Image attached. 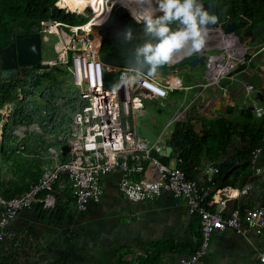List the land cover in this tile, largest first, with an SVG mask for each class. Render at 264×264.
<instances>
[{"label":"rangeland","instance_id":"1","mask_svg":"<svg viewBox=\"0 0 264 264\" xmlns=\"http://www.w3.org/2000/svg\"><path fill=\"white\" fill-rule=\"evenodd\" d=\"M211 1L215 2L213 9H209L210 0H199L200 3H209L205 10L217 17V23L210 27L209 44L200 53L165 66L153 81L165 84V80L177 78L182 81L181 89L169 91L165 96H154L140 106L143 95L154 94L143 85V81L152 80L124 85L121 76L125 68L104 64V83L106 87L117 89L120 107L128 110L124 120L135 132L143 125L154 134L162 135L165 142L177 122L191 124L199 135L206 130H214L215 139H211L210 151H205L210 164L204 163V148L199 147L195 159L196 169L208 166L212 173L221 164H230L231 168L226 175L232 177L226 180L227 183L230 182L234 188H242L246 180H250L248 189L252 194L258 186H264V136L258 138L255 147L246 153L250 150L249 136L259 137L257 131L264 130V100L261 98L264 93V23L257 16L264 9V0ZM58 2L44 5L48 15L45 21H51V25L43 27L42 21L40 28L33 30L39 31L43 37L41 63L33 66L17 65L7 77H2L0 67V85L9 81H22L26 74L44 76L31 96L37 111L39 108L36 122H9L7 127L10 133L0 150V165L3 168L1 177L12 185L15 192L25 189L38 179L45 167L62 159L59 152L57 159L51 158L50 149L59 151V138L65 137L70 129L69 117L81 105L80 89L71 82L72 52L66 54L67 63L64 58H59L57 45L65 44V40L58 28L53 33L48 31L57 22L67 26L82 23L89 10L79 14L60 8ZM54 7L62 9L60 21L51 18L55 15ZM123 13L129 15L125 7L117 6L109 21L88 35L90 40L99 36L98 55L107 52L118 59L127 58L118 37V33L126 27L131 28L137 37L134 43L144 38L143 26L137 25L134 20V23L124 22L119 18ZM261 27L263 29L256 33ZM229 29L236 38L234 45L227 33ZM211 57L220 60L208 67ZM250 85L252 89L249 90L247 87ZM258 109L261 115H258ZM4 110L5 107L0 110L1 118ZM9 110L10 116L14 112L12 105ZM63 186L65 194L59 199L58 207L47 212L46 216L51 213L60 218L66 212H74L72 188L67 180H64ZM0 264L10 263L0 258Z\"/></svg>","mask_w":264,"mask_h":264},{"label":"built area","instance_id":"2","mask_svg":"<svg viewBox=\"0 0 264 264\" xmlns=\"http://www.w3.org/2000/svg\"><path fill=\"white\" fill-rule=\"evenodd\" d=\"M60 24L57 22L54 27L59 29L62 37L67 34L69 39L63 37L65 44H60L56 51L65 63L68 62L67 52H72L71 82L80 89L81 100V105L69 117L71 123L68 133L59 138V151L50 149L51 158L57 159L58 152L63 154L61 147L68 145L69 150L64 153L67 159L56 160L52 166L44 168L37 181L18 195L5 196L0 183V241L10 236L8 225L24 209L34 205L45 210L54 209L59 200L58 191L64 187V180L72 188L74 208L84 210L90 203L101 200L102 177L115 171L120 173L119 191L130 201L152 199L162 191H169L175 197L187 198L189 214L199 222L202 243L198 249L180 254L170 264L195 263L204 254L206 241L214 231L263 233L264 203L253 208L237 207L228 214L212 210L214 199L210 200L209 187L188 176L180 166L183 161L178 153L175 166L150 158L154 145L149 144L125 122L128 110L120 107L117 89L105 86L103 73L95 62L98 51L89 39V34L86 30L70 31L67 25ZM42 25L50 26L51 21H44ZM100 64L103 66L104 63L100 61ZM176 79L165 80V84L143 81V85L145 82L151 85L155 83L167 94L182 88L181 85L176 86ZM247 88L250 90L252 86ZM153 93L143 95V103L139 105L145 104V99L161 96ZM261 98L264 100V93ZM261 114L259 110L258 115ZM145 159L151 160L152 169L143 167L141 162ZM190 166L196 168L194 163ZM218 171V168L214 169L215 173ZM210 181L211 178H208ZM257 260L258 264H264V252L259 253Z\"/></svg>","mask_w":264,"mask_h":264},{"label":"crops","instance_id":"3","mask_svg":"<svg viewBox=\"0 0 264 264\" xmlns=\"http://www.w3.org/2000/svg\"><path fill=\"white\" fill-rule=\"evenodd\" d=\"M5 113L6 110L2 111V116ZM3 126L1 121L0 141ZM155 136L157 142L150 158L175 166L178 152L168 145V140L163 142L162 135ZM204 154L206 157L207 153ZM205 157L204 163L209 165L210 158ZM143 162L144 168L152 169L150 159ZM193 163L196 165V161ZM190 165L187 171L192 178L209 187L210 200L214 199L212 210L228 214L237 207L253 208L264 203V186H258L250 194V180H246L244 187L234 188L230 182L223 183L225 177L229 180L232 175L215 179L217 173H210L208 166L196 169ZM2 175L0 165L4 191L12 185ZM119 180L118 171L105 174L99 202L90 203L84 210L74 208V212H66L60 218L51 213L46 216L58 207L59 200L51 210L39 205L24 209L8 225L10 236L0 241V258L10 264H136L138 257H145L154 244L172 242L185 246L186 250L195 246L199 222L189 214L186 197L162 191L152 199L130 201L120 193ZM62 188L58 191L59 199L65 194ZM261 252H264V232L214 231L206 241L204 254L193 264H258ZM180 254L166 252L161 256V263H173Z\"/></svg>","mask_w":264,"mask_h":264},{"label":"trees","instance_id":"4","mask_svg":"<svg viewBox=\"0 0 264 264\" xmlns=\"http://www.w3.org/2000/svg\"><path fill=\"white\" fill-rule=\"evenodd\" d=\"M61 1L63 0H0V49L2 50L10 43V37L12 35L18 33L29 35L33 32L34 28L39 29L41 22L48 18L44 5H50L54 2H58L59 4ZM214 5L215 2L210 0L209 9H213ZM54 10H56L55 15L51 18L54 21H60V11L62 9L57 10L56 7H54ZM257 16L264 23V9L259 12ZM119 18L123 19L124 22L134 23L133 19L127 13L119 15ZM43 79L44 76H30L26 74L22 81H9L5 85H0V110L7 104H10V107L12 105L14 108V112L10 116L8 112L1 118L0 113V120L4 122V126L1 129L2 139L0 141V150L3 149L7 142V135L10 133L7 127L9 122L19 123L24 121L25 124L36 122L39 108L37 111V107L34 105L33 101H31V96L34 88L39 86ZM62 95L65 96L64 94ZM210 130L212 133L206 130L202 135H199L191 124L186 122H177L173 127V131L168 140V145L178 152L183 161L180 166L186 170L188 176L191 178L192 176L190 172L187 171V166L195 162V159L199 154V147H203L204 152L210 151L211 139H215L214 130ZM257 134H259V137L258 135L249 136L250 150L246 152L247 154L255 147L258 138L264 136V130L259 129ZM61 155V160L65 161L67 155ZM218 168L219 171L215 175V179L227 174L231 166L230 164L223 163ZM225 178L223 179L224 185L227 184ZM35 181H37V179L33 182ZM28 186L19 192H15L11 186L12 188L10 187V189H4V194L7 197L18 195L26 190ZM201 243L202 235L198 232L195 246L188 250L185 249V246L173 244L172 242L154 244L151 247V252L147 253L145 257H138L136 264H160L161 256L164 253L174 251L181 252L182 254L190 253L198 249Z\"/></svg>","mask_w":264,"mask_h":264},{"label":"clouds","instance_id":"5","mask_svg":"<svg viewBox=\"0 0 264 264\" xmlns=\"http://www.w3.org/2000/svg\"><path fill=\"white\" fill-rule=\"evenodd\" d=\"M137 25L143 26L144 38L137 39L131 28L118 33L119 43L125 49L126 67L121 76L124 85L141 80L155 81L167 65L200 53L206 45L209 25L217 17L209 14L199 0H121ZM176 86L182 81L176 79ZM157 95L166 93L153 83Z\"/></svg>","mask_w":264,"mask_h":264},{"label":"water","instance_id":"6","mask_svg":"<svg viewBox=\"0 0 264 264\" xmlns=\"http://www.w3.org/2000/svg\"><path fill=\"white\" fill-rule=\"evenodd\" d=\"M204 9H207V3H201ZM263 27L259 29V33ZM43 37L39 31L31 32L28 36L24 34H15L10 37V43L1 50V75L7 77L8 73L17 65L33 66L41 63V47ZM100 61L106 65L125 68L127 58L118 59L111 54L104 52L99 54ZM149 99H145V103ZM140 135L146 139L149 144L154 145L157 142L155 134L147 127L139 126ZM62 153L69 150L68 145H63Z\"/></svg>","mask_w":264,"mask_h":264},{"label":"bare ground","instance_id":"7","mask_svg":"<svg viewBox=\"0 0 264 264\" xmlns=\"http://www.w3.org/2000/svg\"><path fill=\"white\" fill-rule=\"evenodd\" d=\"M57 6H59L60 8H63V9L67 8L68 10L78 12L79 14H83L84 12L89 10V14L86 16V19L82 23H80L78 25L69 24L67 27L69 28L70 31H73V32H79L81 30H83V31L86 30L87 34H90L92 32V30H94V29L96 30L98 27L103 26L104 24H106L109 21V18L111 16V14L113 13V11L117 8V6H121V0H63ZM128 13H129V11H128ZM210 27H213V26H211V25L208 26L209 32H208L206 44H209V42H210V40L208 39L210 37ZM55 31H56V28L54 26H52L51 29L48 31V33H53ZM227 33H228L229 39L231 40L232 44L234 45L236 43V38L232 35V31H230V29H229V30H227ZM63 37L66 40L69 39L67 34H64ZM44 38L46 39V37H44ZM99 40H100L99 36L95 37L94 40H91L92 43L94 44L95 50H97V48L99 46V43H98ZM238 43H239V41H238ZM57 46H59V45H57ZM205 47H206V45H205ZM241 51H242V48H241ZM219 60H220L219 58L218 59L214 58V57L209 58L208 67H211L215 63L219 62ZM95 62L99 65V69L102 71V65L100 64V59H99V56L97 53L95 55ZM95 68H96V66L94 64L93 69L95 70ZM144 86L147 87L148 89L152 90V85L150 83L145 82ZM6 106L7 107L5 110H6V113H8L10 111L9 110L10 104H7Z\"/></svg>","mask_w":264,"mask_h":264}]
</instances>
